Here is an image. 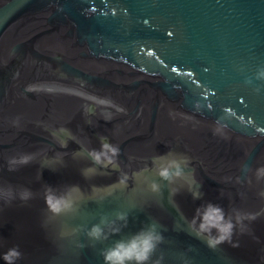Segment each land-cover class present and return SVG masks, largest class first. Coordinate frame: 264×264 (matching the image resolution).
<instances>
[{"label":"water","instance_id":"water-1","mask_svg":"<svg viewBox=\"0 0 264 264\" xmlns=\"http://www.w3.org/2000/svg\"><path fill=\"white\" fill-rule=\"evenodd\" d=\"M261 72L264 0H0V264H264Z\"/></svg>","mask_w":264,"mask_h":264},{"label":"clouds","instance_id":"clouds-1","mask_svg":"<svg viewBox=\"0 0 264 264\" xmlns=\"http://www.w3.org/2000/svg\"><path fill=\"white\" fill-rule=\"evenodd\" d=\"M260 76H264V72H261ZM116 151V149H113L114 154ZM22 162L27 163V160L25 159ZM197 195V193L193 192L194 197ZM197 213H199V209H197ZM210 213L215 214L216 222L212 221ZM222 219V210L218 207L208 205L207 210L202 216L201 230L208 231L218 227ZM231 228V224L222 228L221 231H223L225 235L218 237L216 242L220 243L228 239L231 234ZM89 234L99 239L101 236V229L94 226ZM161 240L162 237L160 235L154 234L152 231L141 230L129 236L126 240H117L110 247L104 249L101 252L103 264H149L156 251L157 244L161 242ZM209 246L214 247L211 243ZM15 254L16 253H14V255Z\"/></svg>","mask_w":264,"mask_h":264}]
</instances>
